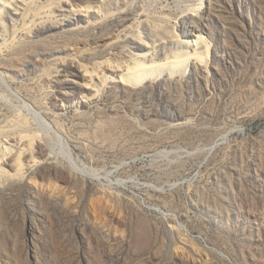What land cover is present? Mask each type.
Masks as SVG:
<instances>
[{
  "label": "rangeland",
  "instance_id": "374dc122",
  "mask_svg": "<svg viewBox=\"0 0 264 264\" xmlns=\"http://www.w3.org/2000/svg\"><path fill=\"white\" fill-rule=\"evenodd\" d=\"M0 264H264V0H0Z\"/></svg>",
  "mask_w": 264,
  "mask_h": 264
},
{
  "label": "bare ground",
  "instance_id": "6f19581e",
  "mask_svg": "<svg viewBox=\"0 0 264 264\" xmlns=\"http://www.w3.org/2000/svg\"><path fill=\"white\" fill-rule=\"evenodd\" d=\"M178 53V52H177ZM180 55H182V54H180ZM178 56V55H177ZM178 57H181V56H178ZM186 58H187V56H186ZM138 66H140V64H138Z\"/></svg>",
  "mask_w": 264,
  "mask_h": 264
}]
</instances>
